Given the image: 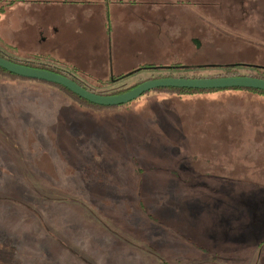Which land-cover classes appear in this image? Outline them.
Instances as JSON below:
<instances>
[{
    "label": "rangeland",
    "instance_id": "rangeland-1",
    "mask_svg": "<svg viewBox=\"0 0 264 264\" xmlns=\"http://www.w3.org/2000/svg\"><path fill=\"white\" fill-rule=\"evenodd\" d=\"M186 1L165 55L184 70L101 85L48 64L109 94L229 67L264 79V0ZM0 264H264V95L151 91L96 110L1 78Z\"/></svg>",
    "mask_w": 264,
    "mask_h": 264
},
{
    "label": "crops",
    "instance_id": "crops-1",
    "mask_svg": "<svg viewBox=\"0 0 264 264\" xmlns=\"http://www.w3.org/2000/svg\"><path fill=\"white\" fill-rule=\"evenodd\" d=\"M2 5V43L19 56L41 57L96 82L144 65L166 66V52L182 40L176 31L186 29V0H0Z\"/></svg>",
    "mask_w": 264,
    "mask_h": 264
},
{
    "label": "water",
    "instance_id": "water-1",
    "mask_svg": "<svg viewBox=\"0 0 264 264\" xmlns=\"http://www.w3.org/2000/svg\"><path fill=\"white\" fill-rule=\"evenodd\" d=\"M0 68L18 77L43 81L49 84L59 85L66 88L87 102L101 107H118L129 104L144 94L156 89H188V90H230V89H253L264 92V79L235 76L216 78H176L162 77L147 80L133 89L117 95H101L93 93L71 78L54 73L52 71L32 68L12 62L0 56Z\"/></svg>",
    "mask_w": 264,
    "mask_h": 264
},
{
    "label": "trees",
    "instance_id": "trees-1",
    "mask_svg": "<svg viewBox=\"0 0 264 264\" xmlns=\"http://www.w3.org/2000/svg\"><path fill=\"white\" fill-rule=\"evenodd\" d=\"M187 2V1H186ZM11 4V3H10ZM7 5V4H6ZM5 5L0 6V16L5 12ZM187 20V18H186ZM1 57L6 58L5 56L1 55ZM12 62L18 63V64H22L25 66H29L32 68H38V69H43V70H48V71H52L54 73L57 74H61L64 76H67L69 78H71L72 80H74L75 82H77L78 84H80L82 87H84L85 89H87L83 84H81V82H79L78 80H76L75 78L68 76L67 74H65V72H63L62 70L56 68V67H52L51 65H48L47 63L40 61L43 60L41 57H36L35 60L37 61V63H33V62H29V61H18V60H13L10 58H6ZM199 69H203V67H200ZM235 69V67H229V68H225L224 71H226V73L224 74V76H219V77H235V76H239L237 73L232 72V70ZM178 70H184L182 67L180 66H155V65H144L143 67H140L139 69H136L135 71L126 74V75H118V76H113L107 80L104 81H98L99 84H103V85H110V84H116L119 82H122L132 76H135L136 74L142 72V71H166V72H171V71H178ZM187 70V69H186ZM4 76V77H3ZM7 77H12L13 79H18V80H24V81H33V82H37V83H41V84H46V86H53V87H57L58 89H60L61 91H63L64 93H67L69 96L72 97V99H74L75 102H77L79 105L84 106V107H90V108H94L96 110H102L105 109L107 107H101V106H97L94 104H91L89 102H87L86 100L81 99L80 97H78L77 95L73 94L72 92H70L69 90H67L64 87H61L59 85H55V84H49L43 81H37V80H31V79H26V78H22V77H18L16 75H13L5 70H3L2 68H0V79L4 78L6 79ZM168 77H173V76H168ZM157 79V78H155ZM147 81V80H146ZM141 83L135 84L133 87L128 88L126 90H122L120 92H114V93H98L101 95H117V94H121L124 92H127L131 89H133L134 87L138 86ZM89 90V89H87ZM230 90H240V91H248L251 93H256V94H262L264 95V92L262 91H258V90H253V89H230ZM93 93H96L92 90H89ZM154 92H160V93H173V94H179V95H194V94H198V93H204V92H212V91H217V90H207V91H199V90H188V89H156L153 90ZM129 104L126 105H122V106H118V107H110V108H116V109H123L126 108Z\"/></svg>",
    "mask_w": 264,
    "mask_h": 264
}]
</instances>
